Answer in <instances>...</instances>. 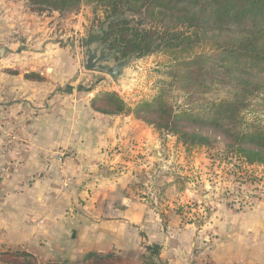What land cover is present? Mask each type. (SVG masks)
Returning <instances> with one entry per match:
<instances>
[{
    "label": "rangeland",
    "instance_id": "rangeland-1",
    "mask_svg": "<svg viewBox=\"0 0 264 264\" xmlns=\"http://www.w3.org/2000/svg\"><path fill=\"white\" fill-rule=\"evenodd\" d=\"M7 2L13 6L24 3ZM24 7L15 11L18 15L14 17L18 18L16 26H20L15 34L19 39L17 43H25L24 26L30 25L27 50L34 55L40 54L47 45L57 43V49L50 48L46 56L63 62L66 73L69 69L75 72L74 77H69L62 86L57 87L45 75H50V71L43 70L42 74L40 70L29 71L25 65L10 67L1 64V72L13 77L10 85L8 82L6 85L13 90L6 91L3 82L0 84V158L3 160L0 180L13 178L30 168L33 174L25 183L32 184L48 178L47 174L55 164L65 163H69L71 169H98L110 174L128 171L144 187L142 193L153 196L155 200H161L160 188L169 181L174 182L177 189L195 191L194 199L175 207L184 222L199 225L209 221L212 217L209 214L216 207L237 215L264 204L263 166L249 164L233 151L223 149L217 139L210 140V146L204 145V138L208 136L205 130L185 129L192 134L198 133L201 141L190 137L180 138L157 130L126 112L127 108L132 109L136 104L154 98L163 80L164 84L170 82L171 77L167 73L170 61L166 55L154 52L143 57L132 54L121 57L104 38L106 25L102 24L104 14L101 7L91 2H83L58 13L32 12L25 3ZM3 13H0V24L9 29V16ZM27 16L29 19H25ZM6 34L5 38L4 33H0V58L4 57V48H8L10 43V33ZM99 34H103L100 42L92 44L90 48L100 50L106 45L107 54L115 53L109 61L110 65L131 56V63L125 67L120 82H115L105 71L85 69V38ZM15 51L8 49L7 53L12 55ZM13 64H17L16 61ZM45 67L48 68L47 65ZM19 73L21 77L16 79ZM4 91L6 96H3ZM171 91L174 99L178 91L174 87ZM103 94H115L122 99L126 105L125 112L114 115L96 112L94 108L103 106H93L92 99ZM182 101L177 99V104ZM72 103L81 107L77 131L82 134L78 135L82 141L71 145L60 142L62 130L56 127L54 119L63 116L61 109H68ZM259 117L264 118V114ZM247 118L252 119V116ZM108 122L126 125L122 124V128L118 125L103 128ZM102 130L114 132L116 143H109L113 146L97 145L96 136L103 133ZM119 132L120 141L117 139ZM63 133H66L65 130ZM46 136L50 143L45 141ZM67 140L68 136L64 142ZM204 202L209 203L204 205Z\"/></svg>",
    "mask_w": 264,
    "mask_h": 264
},
{
    "label": "crops",
    "instance_id": "crops-1",
    "mask_svg": "<svg viewBox=\"0 0 264 264\" xmlns=\"http://www.w3.org/2000/svg\"><path fill=\"white\" fill-rule=\"evenodd\" d=\"M18 8H25L24 3L13 6L0 0V13L9 16L10 25L7 29L0 24L5 38L10 33L9 47L0 58V84L3 82L6 91L13 90L6 86L13 77L1 72V64H5L25 65L42 74L50 71L46 77L62 86L75 71L66 73L63 62L46 56L50 48L57 49V43H49L40 54L27 50L30 25L24 26L25 43H17L20 26L14 17ZM8 49L17 52L9 55ZM46 65L49 69L43 68ZM20 77V73L16 75V79ZM80 109L72 103L61 109L63 116L54 119L62 130L60 142L82 141L77 131ZM108 123L102 127L126 125ZM108 131L96 136L100 147L116 143V135ZM2 163L0 158V166ZM32 174L27 168L0 180V264H264V204L237 215L216 207L209 221L199 225L184 222L175 207L194 199L196 192L177 189L171 181L160 188L159 201L142 193L144 187L128 171L110 174L55 164L48 178L25 183Z\"/></svg>",
    "mask_w": 264,
    "mask_h": 264
},
{
    "label": "trees",
    "instance_id": "trees-1",
    "mask_svg": "<svg viewBox=\"0 0 264 264\" xmlns=\"http://www.w3.org/2000/svg\"><path fill=\"white\" fill-rule=\"evenodd\" d=\"M6 1L24 2L38 13L83 2L101 7L110 48L123 58L166 55L171 80L132 109L115 94L95 96L92 105L103 106L96 112L126 109L157 130L198 141V133L186 131L205 130L204 145L217 139L223 149L264 167V0Z\"/></svg>",
    "mask_w": 264,
    "mask_h": 264
},
{
    "label": "water",
    "instance_id": "water-1",
    "mask_svg": "<svg viewBox=\"0 0 264 264\" xmlns=\"http://www.w3.org/2000/svg\"><path fill=\"white\" fill-rule=\"evenodd\" d=\"M103 34L91 35L85 38V47L87 48V53L85 56L84 66L86 70H102L105 71L115 82H120L125 74V67L131 63V56L122 60L115 65H110V59L115 55V53H106V45L100 50L97 48H90L92 44L100 42Z\"/></svg>",
    "mask_w": 264,
    "mask_h": 264
},
{
    "label": "built area",
    "instance_id": "built-area-1",
    "mask_svg": "<svg viewBox=\"0 0 264 264\" xmlns=\"http://www.w3.org/2000/svg\"><path fill=\"white\" fill-rule=\"evenodd\" d=\"M38 264H43V263L39 262Z\"/></svg>",
    "mask_w": 264,
    "mask_h": 264
}]
</instances>
